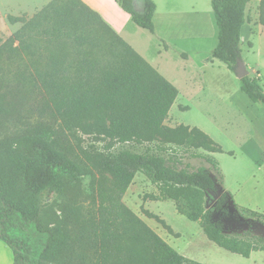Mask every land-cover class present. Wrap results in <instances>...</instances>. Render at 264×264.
<instances>
[{
	"label": "trees",
	"instance_id": "obj_1",
	"mask_svg": "<svg viewBox=\"0 0 264 264\" xmlns=\"http://www.w3.org/2000/svg\"><path fill=\"white\" fill-rule=\"evenodd\" d=\"M115 1L138 27L153 32L152 0ZM249 1L211 0L217 27L211 55L230 71L241 59V28ZM7 19L21 23L7 39L9 45L18 40L25 61L33 66L30 76L22 70L15 75L46 99L65 131L92 140L86 148L78 144V149L82 160L100 173L90 185L96 209L74 236L81 240L87 233L84 247L95 255L92 264H200L175 250L124 204L122 197L136 173L157 190L143 199L174 201L176 211L198 221L217 246L244 257L264 250V238L248 231L255 223L263 224L264 214L245 209L253 217L248 218L240 212L222 185L214 159L205 157L210 167L193 169L183 165L177 153L179 149L194 157L195 149L213 153L221 152L220 146L198 127L164 123L177 88L97 11L82 0H49L29 18L8 15ZM258 23L264 27V0H259ZM42 39L55 43L46 53L38 48ZM5 45L0 47V62L13 56L24 60L10 46V55H5ZM65 46L74 49L72 57ZM240 90L250 101L264 105L258 77L241 78ZM12 109L0 94V116H10ZM52 133L41 128L0 140V241L10 248L12 264H69L71 235L63 219L42 221V194L73 189L80 168L57 149ZM96 142L103 143L101 148ZM124 143L150 145L143 152L111 150ZM141 211L173 233L157 214Z\"/></svg>",
	"mask_w": 264,
	"mask_h": 264
},
{
	"label": "rangeland",
	"instance_id": "obj_2",
	"mask_svg": "<svg viewBox=\"0 0 264 264\" xmlns=\"http://www.w3.org/2000/svg\"><path fill=\"white\" fill-rule=\"evenodd\" d=\"M48 1L0 0V47L7 44L5 45L7 51L5 55H10V46L15 49L16 55L24 58L21 60L17 56H13L12 59L4 57L0 62V94L4 95L9 106L13 108L10 116H0V140L13 134L34 133L41 128H49L54 132L52 138L57 143V149L73 160L80 171L78 181L73 189L63 194L43 192L41 219L44 222L65 220V229L71 235L67 261L69 264H92L96 260L95 255L92 250L84 247L87 242V233H83L81 240L74 239L76 234H80L79 226L86 225L87 218L96 209V204L91 202L93 192L90 185L99 179L100 173L82 160L78 149V144L86 148L92 140L79 132L70 134L65 131L46 99L33 87L29 88L22 84L23 81L15 73L22 70L26 76H30L33 66L30 62L25 61L19 41L13 40L9 45L7 40L21 26L19 22H9L8 15H23L29 18ZM87 2L95 10L99 9L110 21H115L118 27H122L127 39L135 47L140 48L146 57L150 58L152 52L150 33L137 27L134 22L132 23L129 16L120 9L114 0H87ZM114 9L123 12L121 13L123 19L119 22L113 18ZM109 12H112V15ZM250 40L252 46L247 45L246 42L240 44L241 56L248 75L258 77L264 90V32L254 35ZM37 44L39 50L46 53L47 50L53 48L55 43L42 39ZM209 45H202V49L207 50ZM64 51L68 53L69 57L75 54L74 49L69 46H65ZM213 62L207 69L211 85L206 80L209 86L207 85L206 89L200 91L194 84L193 86L180 84L179 94L170 107L164 123L168 126L185 124L198 127L220 146L222 151L213 153L195 149L193 152L197 156L194 157L179 149L177 153L181 156L182 164L188 163L193 169L199 165L210 167L205 157L214 159L217 162L224 189L232 195L233 201L241 210L240 212L245 217L251 218L252 215L245 209L264 214V148H258L259 145H257L259 142H264L262 140L264 138V105L249 100L240 90V80L236 74L229 71L224 63L217 59H214ZM215 79H219L217 81H220V84L217 82L216 85H213ZM79 137L80 139H78ZM102 144V142H96L95 146L101 148ZM149 145L146 143L141 145L116 144L111 150L129 149L143 152ZM104 177L107 180L111 179L109 174H105ZM147 180L142 173H136L130 191L125 192L127 194L125 200L123 199L124 195L122 197V201L127 207L136 211L145 221H149L152 224L151 228L161 237L169 232L154 219L147 218L141 210L143 208L157 214L173 231L180 234L179 242L183 244L184 253L188 256H196L197 259L204 261L203 259L208 256L214 257L215 250L222 254H228L208 241L198 221H191L177 213L174 201L143 199L145 194L157 193L151 183H145ZM249 230L253 229L249 228ZM190 238L192 239L189 240ZM260 254L264 253L253 252L250 260L257 259ZM11 262L10 249L0 241V264H11Z\"/></svg>",
	"mask_w": 264,
	"mask_h": 264
},
{
	"label": "crops",
	"instance_id": "obj_3",
	"mask_svg": "<svg viewBox=\"0 0 264 264\" xmlns=\"http://www.w3.org/2000/svg\"><path fill=\"white\" fill-rule=\"evenodd\" d=\"M82 1H84L89 7L92 8V5H90L87 0ZM152 1L155 5V9L152 15L154 30L153 32L147 30L152 37L150 40L152 43V52L150 54V58L146 57L143 51L140 50V48L135 47L129 41V39H127L125 35L126 33H123L124 29L122 27H118L115 21H110V19H108V17H106L99 9H92H94L95 11L98 10L97 12L100 14V16L134 50H136L151 66H153L158 73H160L165 79L172 83L177 88V90L179 89L180 84L191 86H193L194 84L197 89L203 91L204 88L206 89L207 85H211V81L207 75V69L209 65L211 66L214 63L213 61L215 58H213L211 54L217 43V27L213 17L211 0ZM258 4L259 0H250L246 4L245 22L241 28L240 44L242 42H246L247 45L252 46V42L250 39L254 35H258L264 32V27L258 23ZM123 12L114 9V20L116 19L117 22L121 21L123 19L121 13ZM109 14L112 15V12H109ZM126 14L130 18V15L128 13ZM130 21L132 22L131 18ZM206 44L210 45L207 50H203L202 45ZM241 59L243 60L242 56ZM195 80L196 82H194ZM206 80L209 82V84H207ZM217 80L219 79H215V83H213V85H216L217 82L220 84V81ZM262 140H264V138H262ZM257 145H259L258 148H264V142H259ZM147 182L150 184L148 180L145 181V183ZM141 183L144 184V182ZM131 187L132 182L126 189V193L130 191ZM126 193H124V200L127 196ZM134 213H136L143 221H145L136 211H134ZM145 223L148 226L152 227V224H150L149 221H145ZM172 232V234H163V236L161 237L179 253L184 254L187 258H192L193 260L200 262V264H264V254H260L257 259L250 260L253 252L261 251V253H264V250L251 251L248 256L244 257L240 254L227 251L217 246L210 240L208 241L213 243L219 249H223V251L228 254H222L218 250H215V255H213L214 257L208 256L203 259L204 261H201L200 259H197L196 256L191 257L186 255L182 248L183 244L179 242L180 234L177 231L172 230ZM191 239L192 238H190L189 240ZM204 245L207 244L204 243Z\"/></svg>",
	"mask_w": 264,
	"mask_h": 264
},
{
	"label": "water",
	"instance_id": "obj_4",
	"mask_svg": "<svg viewBox=\"0 0 264 264\" xmlns=\"http://www.w3.org/2000/svg\"><path fill=\"white\" fill-rule=\"evenodd\" d=\"M233 72L236 74L237 78L240 80L244 76L248 75V70L246 68V65L242 59H238L236 61L235 67L233 69ZM248 225H244L243 229H247ZM251 228L253 229V232L256 235H259L264 238V224L262 223H255L251 225Z\"/></svg>",
	"mask_w": 264,
	"mask_h": 264
}]
</instances>
